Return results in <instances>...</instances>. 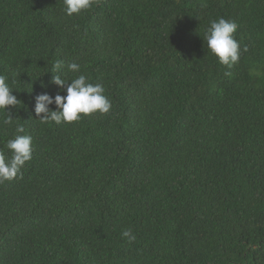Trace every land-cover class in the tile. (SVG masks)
Instances as JSON below:
<instances>
[{"label": "trees", "instance_id": "1", "mask_svg": "<svg viewBox=\"0 0 264 264\" xmlns=\"http://www.w3.org/2000/svg\"><path fill=\"white\" fill-rule=\"evenodd\" d=\"M220 18L231 68L204 39ZM0 74L20 100L0 151L17 125L33 146L0 184V264H264V0H0ZM57 74L102 84L109 113L41 123Z\"/></svg>", "mask_w": 264, "mask_h": 264}, {"label": "clouds", "instance_id": "2", "mask_svg": "<svg viewBox=\"0 0 264 264\" xmlns=\"http://www.w3.org/2000/svg\"><path fill=\"white\" fill-rule=\"evenodd\" d=\"M94 3L95 0H64L65 13L68 16L79 15L82 11L91 9ZM237 27L235 21L220 18L210 22L204 36L208 49L218 58L220 64L228 68L233 67L240 60V45L234 37ZM55 68L60 69L59 62ZM67 68L73 73H79L81 66L76 62H70ZM67 81L69 80L62 78L59 74L53 75L52 83L62 89L65 94L58 93L52 96L43 92L36 95L34 111L41 123L49 121L56 124L72 123L79 121L82 114L99 113L103 115L109 113L112 104L105 95V88L102 84L91 83L84 74L70 79V83H66ZM42 87L45 85L42 84ZM13 89L8 82V77L0 74V113L5 115V119L2 121L5 125L13 123L12 108H16L20 102L13 94ZM51 105H55V109L51 108ZM15 131L17 134L6 144L7 149L12 153L11 157H6L4 152L0 151V184L22 176L21 169L27 161L32 159V137L20 135L24 132L23 125H17ZM121 235L129 242L136 239L131 229L123 230Z\"/></svg>", "mask_w": 264, "mask_h": 264}]
</instances>
